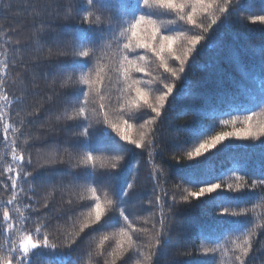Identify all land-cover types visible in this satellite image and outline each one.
<instances>
[{
  "label": "snow or ice",
  "instance_id": "obj_1",
  "mask_svg": "<svg viewBox=\"0 0 264 264\" xmlns=\"http://www.w3.org/2000/svg\"><path fill=\"white\" fill-rule=\"evenodd\" d=\"M12 7L8 0L7 10ZM58 7L63 9L64 20L76 19L79 24L61 25L52 41L55 51L48 48L44 57L48 63L53 56L64 58L57 66L61 78L52 82L53 95L47 102L55 103L54 96L67 97L49 127L78 128L72 132L71 146L86 151L70 165L81 170L74 171L71 179L53 174L56 166L68 163L66 156H73L68 148L63 153L54 150L35 162L32 153L26 152L39 139L28 133L29 125L39 118V109L27 111L32 107L28 94L39 57L25 60L19 53L27 48L40 51L41 42L54 31L52 21L45 17L56 12L45 5L32 13L35 32L30 42L12 40L15 33L9 31L6 49L0 50L5 57L0 66V101L8 110L5 119V111L0 109V142L9 146L10 153V157L8 153L0 156V191L8 196L0 201V238L4 241L0 242V264H179L168 257L179 245L174 221L182 205H208L214 210V223L196 231L201 244L193 247L203 255L202 264H224L219 257L227 255L226 245L232 246V264H252L256 252L264 253L260 239L264 237V217L257 220L248 208L233 209L249 200L264 205V121H254L256 109L264 111V45L259 49L258 83L255 70L245 71L247 83L234 81L235 92L227 90V78L211 50L223 47L225 30L233 22L264 27V6L258 14L248 16L244 13H255V9L247 0H72ZM205 56L210 58L207 76L193 80L202 67L197 58ZM230 60L240 63L238 55ZM18 66H22V76ZM177 81L181 82L179 89ZM211 83L214 88H209ZM18 84L25 95L13 91ZM253 84L255 94L250 87ZM245 96L247 102L242 99ZM184 97L202 100L209 108L226 105L228 110L210 114L206 122L187 128L189 139L180 141L171 135L177 147L192 145L186 151L190 163L181 171L184 182L193 187L183 188L179 199L169 196L167 189L161 188V180L167 181L169 176L156 166L150 178L153 191H160L149 204L166 205L168 213L161 211L159 227L152 224L154 234L147 244H141L139 234L148 229L136 228L129 218L138 188L135 177L131 182L126 178L125 158L147 154L148 162L153 163L155 156L162 154L163 149L156 151L155 126L163 127L166 121L170 126L173 114H186L189 106L182 103ZM192 110L197 118L204 115L194 106ZM21 113H25L23 118H19ZM137 128L140 131L134 136ZM9 132L14 135L9 137ZM235 148L258 152L260 164L249 168L242 163L231 169L234 182H228L227 172L217 174L206 162ZM138 149L142 151L138 153ZM105 151L121 154L97 173L93 153ZM138 169L139 165L133 171ZM52 192L66 197L60 207H53L54 198L43 196ZM117 235L119 239H115ZM179 254L190 256L193 252L190 248Z\"/></svg>",
  "mask_w": 264,
  "mask_h": 264
},
{
  "label": "trees",
  "instance_id": "obj_2",
  "mask_svg": "<svg viewBox=\"0 0 264 264\" xmlns=\"http://www.w3.org/2000/svg\"><path fill=\"white\" fill-rule=\"evenodd\" d=\"M72 0H12V9L7 10L6 5L8 0H0V50L6 49L4 40L8 36V32L12 31L15 33L11 38L12 40H18L21 44L29 43L30 37L35 32L33 27L35 21L33 20V11L42 9L45 5H48L56 12L55 15L49 14L46 19L52 21L51 28L54 31L49 32L47 39L43 40L42 48L40 51L34 50V48L22 49L19 55H22L25 60H31L33 57H39L36 63L39 65L38 70H35L34 84L31 88V92L28 94V104L32 107L27 109V111H32L34 109H39L40 115L35 123L29 125L28 133L31 136L39 138L33 143L31 148H26V152H31L33 156V161L35 162L38 157H47V155L54 151L59 150L63 153L65 148H68L70 152H73L72 157H65L68 163L63 165H58L57 170L53 173L56 176H64L67 179H71V174L75 172H80V169H74L70 165L77 163L78 155H83L84 149H74L71 146V142H74L72 138V132L79 131L78 128L68 129L61 125H54L49 127V124L55 120V116L60 113L64 108V101L67 98L65 95L54 96L53 99L55 103H48L47 97L53 95V84L54 80L58 81L60 77V68L58 65L64 63V58H57L53 56L51 58V63L44 60V57L48 55V48L55 47L52 43L55 36V32L61 29V25L65 23H72L78 25L79 21L73 19L72 21H66L63 17V9L58 7L61 3L69 4ZM249 6L255 9V13L247 12L244 13L245 16L251 14H258L259 9L264 6V0H247ZM29 4L36 6L35 9H30ZM43 14V13H41ZM226 34L224 36L223 47L219 50H211V57L218 61L219 67L223 70L226 76V88L229 92H235L236 88L234 86V81H244L243 73L248 70H255L257 75V81H259V68L261 63V57L259 54V49L264 45V27L260 25H252L250 22L244 24L239 22H233L225 30ZM232 55H238L240 63L234 64L230 57ZM5 57L0 55V66ZM198 62L202 67L198 70L197 76H193L192 79H198L199 76H207L205 69L209 63V57H199ZM175 66V65H172ZM31 67V64L28 65ZM155 69V65H153ZM17 71L22 76L23 70L22 66H18ZM111 75V74H110ZM153 75L156 76L158 73L153 71ZM15 79V77H10ZM113 82L115 84V77L113 76ZM247 83V81H244ZM177 88L181 86V82L177 81ZM120 85H115V88H119ZM255 94V85H250ZM114 88V91H115ZM209 88H214V83L209 84ZM13 91L17 95H25V93L20 89L19 84ZM36 93V94H31ZM9 99H12L9 96ZM94 99V98H93ZM171 99V98H170ZM244 102H247L249 97L245 96L242 98ZM184 105L189 106V110L186 114L177 115L173 114V118L169 123L166 121L165 125L161 127L159 123L155 126L158 129L157 139L159 140L158 147L156 151L159 153L160 149H163L162 154L156 155L153 163H149L147 154L136 155L132 158L126 157L128 163V175L127 180L132 181L135 177L136 187L138 188V195L132 201V215L129 217L134 222L136 228L148 229L146 233H141L140 243L147 244L148 237L154 234L152 229V224H158V216L161 211L167 215L168 208L163 205L162 208H158L155 204H149V201H154L156 195L159 193L153 191L154 184L150 175L153 174L156 166L158 165L163 169V174L168 175L169 179L167 181L161 180V188L167 189L169 196L176 195L177 199L180 198L181 190L183 188H192L193 186L184 182V177L182 175V169L190 163L186 159V151L191 150L192 145L188 144L186 146L177 147V141L171 140V135H175L180 141L189 139V134L186 131L189 127H196L201 123L206 122V117L210 114L217 112H225L228 110V106H223L222 108H209L204 104L202 100L192 101L188 97H184L182 100ZM94 106V105H93ZM193 106L204 113L203 116L197 118L196 112L192 110ZM0 109L5 111V119H7L8 110L4 108V102L0 101ZM257 115L254 117V121H264V111L257 108ZM25 113H21L19 118H23ZM241 114V118H242ZM17 117H14L15 120ZM222 119H227V116H222ZM13 127H18V125L13 124ZM217 130H221L217 128ZM140 129H133V135L136 136ZM13 132H9L8 136L12 137ZM27 138V137H26ZM149 139L152 136L148 135ZM142 150H137L139 153ZM6 153L9 154V146H6L3 142H0V156H4ZM121 153H110V152H94L93 155L96 157V171L97 173L106 170V166L115 162L114 157L120 155ZM175 157V158H173ZM242 163L246 164L249 168H258L260 164L259 153H253L252 151L244 148L229 149L226 152H222L218 155L211 156V158L206 162V166L209 169L215 171V173L220 174L227 172L225 177L228 182H234V177L232 175L231 169L239 167ZM105 165V167H101ZM139 165L137 171H133ZM2 167V165H0ZM159 174V173H157ZM243 173H237V175H242ZM176 185H180V189L176 188ZM99 191V189H98ZM31 195V193H29ZM90 196V193H88ZM43 196L47 199L54 198L53 207L57 208L63 204V200L66 198L63 193L52 192L44 193ZM8 198L7 194L0 191V201ZM103 198V197H102ZM194 204L195 201L193 200ZM255 205V207H253ZM243 208H248L252 210V215L259 220L264 217V205H261L255 201L249 200L247 203L241 204L239 207H234L233 210L240 211ZM214 210L208 205H202L200 207H188L182 205L178 211V218L174 223L177 224V236L179 240V245L174 246L172 249V255L168 257V260L175 258L179 261V264H202L204 257L195 251L193 245H200L201 241L196 238V231L204 226L212 225L214 223V216L211 214ZM246 221L242 218L241 224ZM259 232L260 230L257 229ZM62 238V237H61ZM115 239H119L118 235ZM133 239H136L134 235ZM261 243L264 244V237H261ZM0 242H4L3 238H0ZM211 246V245H207ZM83 247V246H82ZM229 249L227 255L223 253L220 255L219 259H222L224 264H232V251L231 245H226ZM192 249V255H180V252H187ZM76 254H74L75 257ZM139 259V257H136ZM117 264H120L117 261ZM131 264H135L134 261ZM252 264H264V253L256 252L252 261Z\"/></svg>",
  "mask_w": 264,
  "mask_h": 264
}]
</instances>
